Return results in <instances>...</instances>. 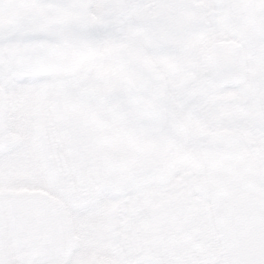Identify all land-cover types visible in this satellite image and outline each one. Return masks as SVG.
<instances>
[{"label":"snow or ice","instance_id":"1","mask_svg":"<svg viewBox=\"0 0 264 264\" xmlns=\"http://www.w3.org/2000/svg\"><path fill=\"white\" fill-rule=\"evenodd\" d=\"M0 264H264V0H0Z\"/></svg>","mask_w":264,"mask_h":264}]
</instances>
